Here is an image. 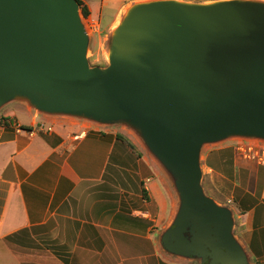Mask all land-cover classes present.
<instances>
[{"label": "water", "instance_id": "1", "mask_svg": "<svg viewBox=\"0 0 264 264\" xmlns=\"http://www.w3.org/2000/svg\"><path fill=\"white\" fill-rule=\"evenodd\" d=\"M109 36L107 66L90 67L77 0H0V110L129 129L177 196L164 251L249 264L232 211L204 192L201 154L264 143V0L139 1Z\"/></svg>", "mask_w": 264, "mask_h": 264}, {"label": "crops", "instance_id": "2", "mask_svg": "<svg viewBox=\"0 0 264 264\" xmlns=\"http://www.w3.org/2000/svg\"><path fill=\"white\" fill-rule=\"evenodd\" d=\"M111 1L84 2L108 35L127 4L147 0H119L104 20ZM3 118L13 124L0 130V264H167L158 261L156 239L176 214L177 196L133 134L40 115L21 102L4 106ZM215 146L202 151L201 168L231 184L236 213L211 198L239 219L235 237L249 264H264V168L232 146Z\"/></svg>", "mask_w": 264, "mask_h": 264}, {"label": "rangeland", "instance_id": "3", "mask_svg": "<svg viewBox=\"0 0 264 264\" xmlns=\"http://www.w3.org/2000/svg\"><path fill=\"white\" fill-rule=\"evenodd\" d=\"M80 1H82L83 3L85 2V0H80ZM100 1H102V0H100ZM118 1L119 0H112L110 2L109 6L106 7V9L104 11L105 12L104 20H106V18L111 14V11L113 10V8H115L118 5ZM124 1H128V0H123V2ZM182 1L183 2H192V3H201L202 1H205V0H182ZM211 1H218V0H211ZM137 2H139V1H137ZM134 3H136V2L127 4L123 8L122 13L124 12V10L128 6H130ZM85 6L87 7V9L90 12L88 5L85 4ZM122 13H121V15H122ZM79 14H80L81 21L84 24L86 32L89 36V45H88L87 54H86L88 64L90 65V67L104 68L105 66H107V50L109 48L110 36L108 34H106V32L101 33L97 30L93 31L94 29H98V25L96 24V23H98V20L96 18H92L90 16V13H89V16L84 19L80 13V7H79ZM93 23H95L96 25ZM93 26H96V28L93 29ZM36 130L37 131H44L45 130L44 122L41 124H38L36 126ZM128 130L129 129L123 128L120 124L114 125L112 127H106V129H105V131L119 132V133H122V134L129 137V135L127 133ZM222 146H224V147L228 146L230 148V146L233 147V143L231 142V140H227L226 142L222 143ZM215 147L216 146L208 145V146H205L203 148V151H209L211 148H215ZM242 161H245V160H242ZM253 165L258 166L255 163H253ZM258 167H260V166H258ZM202 172H203L202 187H203L206 195H208L210 197L213 196L212 198H214V199L216 197L218 200H220V202L225 203L226 205L230 206V208L234 210V213H236L235 205L233 204V202H231V196L233 195V193H232L233 189H232V186H230L231 184L229 185L226 183V184L220 185V182L218 180H216L215 178L210 179V177L206 174V172L204 171L203 168H202ZM151 183H154V180H152ZM216 188H219V190L223 194L222 197L215 193ZM227 198L228 199L230 198V203H227ZM217 199H215V200H217ZM234 220H235V227L233 230V234H234V236L237 237V236H240V225H239L240 222H239V219H237V218L235 219V217H234ZM161 236H162V233L157 235V239H156V247H157V249H158L157 251L159 253L158 254V261H159V259H161L163 262H165L167 264H201L200 259H187V258L184 259V258L176 257V256L171 255V254L167 253L166 251H164V249L161 247V244H160Z\"/></svg>", "mask_w": 264, "mask_h": 264}, {"label": "built area", "instance_id": "4", "mask_svg": "<svg viewBox=\"0 0 264 264\" xmlns=\"http://www.w3.org/2000/svg\"><path fill=\"white\" fill-rule=\"evenodd\" d=\"M94 28H96V26H93V29ZM96 30L97 29H94L93 31ZM1 129L2 126L0 125V130ZM232 143L234 152L240 159L264 167V143L258 141L245 140H234L232 141Z\"/></svg>", "mask_w": 264, "mask_h": 264}, {"label": "trees", "instance_id": "5", "mask_svg": "<svg viewBox=\"0 0 264 264\" xmlns=\"http://www.w3.org/2000/svg\"><path fill=\"white\" fill-rule=\"evenodd\" d=\"M77 2H78V5L80 7V13H81L82 17L85 19L86 17L89 16L90 12L82 1L77 0ZM12 124H13V122L9 119H5V118L0 119V125L2 126V128H7ZM20 129L25 130V131H30V128H28V127H20ZM117 139L122 140L124 143H126L129 146V148L131 150L136 151L135 147L127 139H125L121 135H118ZM260 168H264V167L260 166Z\"/></svg>", "mask_w": 264, "mask_h": 264}, {"label": "flooded vegetation", "instance_id": "6", "mask_svg": "<svg viewBox=\"0 0 264 264\" xmlns=\"http://www.w3.org/2000/svg\"><path fill=\"white\" fill-rule=\"evenodd\" d=\"M205 264H210V260L208 259V260L205 262Z\"/></svg>", "mask_w": 264, "mask_h": 264}]
</instances>
